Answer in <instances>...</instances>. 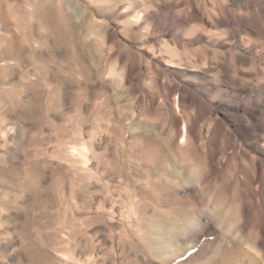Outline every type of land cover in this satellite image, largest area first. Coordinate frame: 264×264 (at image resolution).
Returning a JSON list of instances; mask_svg holds the SVG:
<instances>
[{"label": "rangeland", "instance_id": "1", "mask_svg": "<svg viewBox=\"0 0 264 264\" xmlns=\"http://www.w3.org/2000/svg\"><path fill=\"white\" fill-rule=\"evenodd\" d=\"M261 230L264 0H0V264H264Z\"/></svg>", "mask_w": 264, "mask_h": 264}, {"label": "bare ground", "instance_id": "2", "mask_svg": "<svg viewBox=\"0 0 264 264\" xmlns=\"http://www.w3.org/2000/svg\"><path fill=\"white\" fill-rule=\"evenodd\" d=\"M183 132H184V136H183V140L184 141H186V132H187V130H186V126H184V128H183ZM246 215V214H245ZM235 225V224H234ZM234 225H229L228 226V228L229 229H233L235 226ZM249 222H248V219H245V221H244V223L241 225V231L240 232H245V231H247L248 229H249ZM263 231V232H262ZM261 237L258 239V241H256V242H252V244L250 243V244H248V247H250L252 250H254L255 251V253H256V251H257V253H258V255H259V257L260 258H264V230H261ZM244 240V239H243ZM242 241V240H241ZM244 242V241H243ZM234 245V244H233ZM226 248V247H225ZM225 251H227L229 254H230V256H229V259L231 258V256H232V253L229 251V250H227V249H225ZM226 252V253H227ZM227 253V254H228ZM235 253V256L237 255V256H243V255H245V257H249V260L248 261H250V262H248L247 264H258L257 262H258V260H257V262H256V260L255 259H253L252 257H250V255L249 254H247V253H241V252H238V251H235L234 252ZM256 253V254H257ZM219 254H220V251H219ZM218 254V255H219ZM233 257V256H232ZM224 259H223V263H226L227 264V261H228V258L226 257H223ZM243 258V257H242ZM246 260V259H245ZM239 262H241V263H236V264H245V261L244 260H239Z\"/></svg>", "mask_w": 264, "mask_h": 264}]
</instances>
